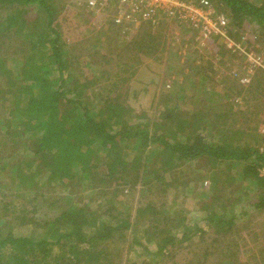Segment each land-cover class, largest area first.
<instances>
[{"label": "trees", "instance_id": "16d2710c", "mask_svg": "<svg viewBox=\"0 0 264 264\" xmlns=\"http://www.w3.org/2000/svg\"><path fill=\"white\" fill-rule=\"evenodd\" d=\"M209 1L217 13L229 19V33L236 30L233 37L248 29L252 39L246 47L264 54V0ZM54 2L0 0V108L6 121L4 127L0 126V131H3L0 140L10 149L13 144H23L22 147L31 150L33 155L22 162L26 169L38 166L36 174L30 172L28 176L20 173L19 167L23 165L12 167L11 174L16 173L18 178L10 185L18 182L29 188L34 178L46 174L47 184H57L69 191L85 184L92 188L96 181L110 183L111 187L100 192L102 199L97 200V205L90 200L77 211L65 212L42 225L44 231L40 236L36 237L34 232L23 236L17 233L18 229L13 230V226H9L7 231L1 227L0 264H102L106 256L110 264L113 261L111 257L121 256L126 247L129 259L126 264H179V255L193 254L192 257H196L200 244L212 237L211 244L215 243V249L227 245L222 264H229L231 258L241 261L238 256L240 250L236 249L239 241L230 240L227 244L226 238L250 217L238 205L244 188L245 194L249 190L254 192L248 201L252 208L250 212L264 209V148L249 143L234 144V136L244 135L238 130L229 131L223 138L210 143L205 139L208 135L206 123L210 121L206 113L198 111L186 116L168 108V103L152 122L144 120V115L132 116V110L126 108L119 97L100 98L99 95L102 104L91 106V99L97 97L92 89L100 82L97 80V84V81L89 79L92 73L84 61L91 58V54H99L100 50L95 51L97 47L93 46L78 60L70 58L66 42L69 28L66 30L63 25L66 16ZM70 23L68 20L66 25ZM165 24L161 23L160 27ZM123 25L122 30L128 36L133 26ZM148 27L152 28V25ZM151 33V30L144 32L151 37L150 44H146L147 39L142 34L134 37L139 36L136 41L131 38L142 58L150 56L153 48L159 50V44H153V35L157 33ZM12 37H16L15 42L19 41L24 47L19 54L9 52L10 47L16 44L7 46ZM236 59L244 61L237 56ZM258 71L260 77L251 84V89L264 82V72ZM80 77L84 80L81 81ZM4 80L8 81L7 85L2 84ZM200 80V87L206 88L207 79L200 77ZM7 87L10 88L8 93ZM183 124L185 130H182ZM127 149L133 154L127 153ZM147 152L148 160L151 156L152 164L157 165L151 171L144 168ZM97 154L104 157L105 168L101 176L94 172L100 158ZM3 160L8 158L0 152V162ZM203 161L212 167L209 166L208 175H202L199 180L202 184L209 183L199 194L200 198H197V193L189 191V195L197 199L191 207L195 209H174L172 203L170 207L159 209L153 202H148L136 209L134 221H131L132 209L128 202L131 199L122 185H130V180L131 184L143 181V184L155 186L156 183L155 189L161 195L165 194L163 199L167 203L173 201L168 197L181 194L185 184L177 178L178 170L190 165L199 174ZM221 164L226 167V173L232 170L239 172V179L235 180V176V179H226L225 182L220 180L215 169ZM39 180L45 183L42 178ZM242 182L246 183L244 188L240 184ZM225 183L233 185L229 192L226 189L230 187H225ZM133 187L135 184L132 188L129 186V192L136 191ZM207 196L209 201L204 202ZM104 205L107 206L105 211ZM96 206L99 207L96 209ZM158 216L163 218L160 226L157 224L161 221ZM140 220L147 221L145 225L149 226L143 231L144 242L134 238L139 234L137 225ZM21 225L23 227L19 229L24 228V224ZM32 230L29 225L28 231ZM236 236L238 233L234 238ZM260 248L264 251V247ZM263 251H260L258 261L253 256L252 264H264ZM208 253V257L211 256L212 252ZM129 257L136 262L131 263L133 259ZM196 258L188 264L209 262V259L200 261Z\"/></svg>", "mask_w": 264, "mask_h": 264}, {"label": "rangeland", "instance_id": "374dc122", "mask_svg": "<svg viewBox=\"0 0 264 264\" xmlns=\"http://www.w3.org/2000/svg\"><path fill=\"white\" fill-rule=\"evenodd\" d=\"M54 4L61 10V14L66 16L63 25L66 30L67 27L69 28L66 42L70 50V58L74 61L78 60V57L85 56L86 52L93 46L97 47L94 48L95 51L100 50L99 54H91V58H87L84 61L85 67L90 69V73H92L89 79L100 82L97 81V84H99L92 89L94 90L93 93H97V97L93 98V100L91 99V106L96 107L102 104L101 97H119L118 99L125 107L133 111H131L132 116L144 115V120L147 119L152 122L158 111L162 110L164 105L168 103V108H172L173 111L180 112L186 116L195 114L198 111L206 113L208 115L207 120L210 121L206 123L208 125V135H206L205 139L210 143H215L217 138H223L229 134V131L235 132L238 130L243 132L244 135L234 136V144L245 143L247 145L249 143L258 148H264V82L259 84V86L257 85L255 89H251V84L260 77L259 71L256 69L249 76L247 84H240V78L246 76L245 74L247 73H245L246 62H242V59H236V56L241 58V53L237 54L234 47L235 51L229 49L230 44L235 39L233 36H230L232 42L227 41V46L224 43L221 46V48H226V52L220 51L215 56V42H213V46L210 49L204 47L196 48L193 43L188 42L189 33H182L179 26L176 25L178 23L169 19L162 22L166 23L165 25L161 27H159L160 25H152V28L148 27L151 24L150 22L141 21L139 25L137 24L129 30L132 32L129 33L130 36H127L122 30L123 27H121L124 26V23L118 24L115 21L118 14L126 9L119 0H96V6L90 5L89 0H55ZM68 20L72 23L66 25ZM144 25L146 26L144 27ZM139 26L142 28L140 29ZM148 29L152 33H157V35H153L155 36L153 44L158 43L157 47L159 50L155 51L153 48L150 56L142 58L143 55L134 48L136 43L133 42L138 39L139 34H142L147 39L146 44H150L149 39L151 37L144 34V32L147 33L149 31ZM142 30L144 31L142 32ZM245 30L247 31H240L241 34L237 37L238 41L234 40V42L242 43V46L247 51H254L256 54H260V52L252 50L250 46L249 48L246 47L244 40L250 38L247 33L249 32L248 29ZM137 35L139 36L134 38ZM15 40L17 38L12 37V42L7 44L10 47V45L16 43L9 50L13 55L19 54L20 50L24 48L19 41L15 42ZM13 48L17 49L14 50ZM221 48L220 50H222ZM214 63L215 66L212 67L210 64ZM75 64L79 65L77 62ZM117 76H120V78H117ZM200 77L207 79L206 88L200 87ZM235 78L237 79L236 81ZM79 79L81 81L84 80L82 77ZM110 82L115 83V85L109 84ZM7 83L8 81L4 80L2 84L7 85ZM194 87H197V90H194ZM7 90L6 92L8 93L10 88L7 87ZM2 114L0 108V126L4 127L6 121ZM156 121L158 122L159 120ZM198 125L197 123V127ZM151 128L154 129L155 126ZM195 129L196 127L193 125V130ZM182 130H185L184 124ZM188 130L191 131V129ZM2 135L3 131H0V137ZM4 140L6 141L7 138ZM1 142L0 152L8 158V160L0 162L3 166V168H0V228H4L5 231H7L9 226H13V230L18 229L17 233L23 234V236H30L29 233L33 232L36 237L40 236L44 231L41 228L42 225L54 221L65 212L77 211L81 205L84 206V203L90 200L94 205H97V200L102 199L100 192L111 187L110 183L100 184L96 181L94 185L92 184V188H87L88 184H85L83 187L71 188L70 192L62 189L57 184H47L46 174H41L37 179L34 178L33 184L29 188L22 187L18 182L10 185L12 180L18 178L16 173L14 175L11 174L12 167L23 165V167H19L20 173L28 176L30 172L36 174L38 166L26 169L22 162L31 159L33 155L31 150L24 149L22 147L23 144L20 142L13 144L11 149L5 145L4 141ZM95 149L97 150L96 146ZM127 153L133 154V151L127 149ZM97 155L100 156L99 154ZM148 155L149 153L147 152L143 160L146 162L144 168H148L151 171L157 165L154 166L152 164L151 156L148 160ZM150 160L151 162H149ZM98 161L94 172L97 176H101L105 168L104 157L100 156ZM36 165L34 164L33 166ZM200 165L202 172L199 174L195 172L194 166L190 165L183 166L178 170L177 178L182 181H180L181 183H185L180 190L182 195L178 193L176 196L168 197L173 201L169 200L167 203L163 199L165 194L161 195V192L155 189L156 183L154 186L152 183L143 184V181L135 182L133 183L135 184V187H133L136 189L135 192H129V186L131 185V188L133 186L131 180L129 181L130 185H122L125 193L131 199L128 201L132 209L130 212L131 221H134L136 209L148 202H153L159 209L170 207L172 204L174 209L178 207L186 210L195 209L191 207L195 205L197 199L194 195H189V191H192L193 194L197 193V198H200L199 194L204 192L203 189H206L209 183L205 182L202 184L199 180L202 175H208L207 168L209 166L212 167L211 164H207L205 161L201 162ZM217 167L215 170L220 174V180L222 179L225 182L226 179H235V176V180L239 179L237 177L239 172L237 173L236 170L226 173L224 164ZM262 173H264V168ZM39 178H42L45 183L40 182ZM227 182L231 183V181ZM240 184L243 188L246 185L245 182ZM166 186L168 185L166 184ZM225 187H230L229 190L226 189L229 192L233 185L230 186L225 183ZM169 190L168 192H170ZM244 190L245 188L240 194L238 205L239 208L244 209L243 211L248 212L250 217L244 220L229 238H226L228 239L226 241L227 244L230 243V240L239 241L236 249L240 250L238 256L241 258V261H235L234 258H231L230 262L228 261L229 264H243V262L252 264L254 262L253 256L258 261V257L260 258L261 255L260 251H263L260 247H264V209L250 212L252 208L248 206V201L254 192L252 193L249 190L245 194ZM204 194L206 195V193ZM208 196L212 197L209 194ZM208 196L206 199L204 197V202L209 201ZM98 207L94 208L97 209ZM106 209L107 206L104 205L103 211ZM165 217H168V215ZM157 219L161 220L157 224L159 226L162 225V216H158ZM146 222L145 220L138 222L137 230L139 234L136 237L134 236L136 240L139 239L141 242L145 241L143 231L149 227L145 225ZM166 222L168 221L166 220ZM29 223H33V225ZM21 224H24L23 229H19L23 227ZM29 225L33 229L32 232L28 231ZM237 233L238 236L234 238ZM212 239L213 237L200 244L198 248L201 249H197L196 257L200 261L209 259L208 264H222L226 255L225 249L227 250V245H222L215 249V243L211 244ZM126 250L127 247L121 256L115 255L111 257L113 261L110 264H126L125 261L129 260ZM208 252L213 253L209 256L210 258L208 257ZM183 255L185 257L182 255L178 256L179 261L181 260L179 264H188L191 260H197L196 257H192L193 254ZM107 257L102 264H109L107 263ZM129 258L133 259L132 257ZM130 261L131 263L136 262L134 259Z\"/></svg>", "mask_w": 264, "mask_h": 264}, {"label": "built area", "instance_id": "2783aa9c", "mask_svg": "<svg viewBox=\"0 0 264 264\" xmlns=\"http://www.w3.org/2000/svg\"><path fill=\"white\" fill-rule=\"evenodd\" d=\"M119 2L126 9L118 14L115 20L118 24L127 23L135 26L142 21L158 26L169 19L197 34L199 33L201 41L221 36L224 40L232 42L228 26L229 19L225 15L217 13L213 8L215 6L209 0H119ZM89 4L96 6V0H89ZM232 31V34H235L236 30ZM247 33L249 34V32ZM244 42L248 43V39H245ZM233 47L237 54L241 53L240 57L247 63L245 65V73H247L246 76L240 78V84L249 82V76L253 74V70L260 69L264 72V55L262 53L256 54L254 51H247L242 43H236L234 40L229 49L234 50ZM236 53L235 55H237Z\"/></svg>", "mask_w": 264, "mask_h": 264}, {"label": "crops", "instance_id": "0c3cea01", "mask_svg": "<svg viewBox=\"0 0 264 264\" xmlns=\"http://www.w3.org/2000/svg\"><path fill=\"white\" fill-rule=\"evenodd\" d=\"M177 26H179V29H181V32L182 33H186V32H188L189 33V36H190V38H189V40H188V42H191V43H193L194 44V46H196V48H199V47H204V48H208V49H210L212 46H213V42H215V56H217L218 55V53H220V51H222V52H226V48H221V46L223 45V43L227 46V40H224L221 36H215V37H213V38H211L210 40H207V41H201L199 38H201L200 37V34L198 33H196V32H194V31H191V30H189V29H187L186 27H184V26H181V25H179V24H176ZM146 25H144V27H145ZM151 26V25H150ZM160 27V26H159ZM239 33H240V31H239ZM230 36H232V34L230 33ZM237 37H238V35L237 36H235L234 38V40H236V41H238L237 40ZM250 39H248V42L249 41H251V37H249ZM245 41V40H244ZM240 43V42H239ZM195 44H197V45H195ZM220 48L222 49V50H220ZM247 48H249V47H247ZM219 50V51H218ZM262 53V52H261ZM262 55H264L263 53H262ZM242 62H244L243 60H242ZM216 63V62H215ZM215 63L214 64H210L212 67H214L215 66ZM245 65H247V63H245ZM221 69V68H220Z\"/></svg>", "mask_w": 264, "mask_h": 264}]
</instances>
